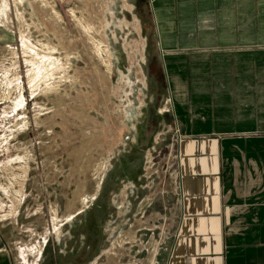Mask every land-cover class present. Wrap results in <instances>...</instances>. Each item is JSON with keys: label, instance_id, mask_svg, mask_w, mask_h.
I'll list each match as a JSON object with an SVG mask.
<instances>
[{"label": "rangeland", "instance_id": "1", "mask_svg": "<svg viewBox=\"0 0 264 264\" xmlns=\"http://www.w3.org/2000/svg\"><path fill=\"white\" fill-rule=\"evenodd\" d=\"M148 8L0 0V247L15 264H166L175 131Z\"/></svg>", "mask_w": 264, "mask_h": 264}, {"label": "crops", "instance_id": "2", "mask_svg": "<svg viewBox=\"0 0 264 264\" xmlns=\"http://www.w3.org/2000/svg\"><path fill=\"white\" fill-rule=\"evenodd\" d=\"M147 2L175 131L166 264H264V0Z\"/></svg>", "mask_w": 264, "mask_h": 264}, {"label": "flooded vegetation", "instance_id": "3", "mask_svg": "<svg viewBox=\"0 0 264 264\" xmlns=\"http://www.w3.org/2000/svg\"><path fill=\"white\" fill-rule=\"evenodd\" d=\"M148 64H149V61H148ZM150 70V69H149ZM154 71L160 76L159 78H160V84H161V87L158 85L157 87H156V91H159L158 93L159 94H164L165 95V86H164V80H163V75H162V72H161V70H160V67H159V65L157 66L156 65V68H154ZM152 119V118H151ZM149 120L150 119H146V125L148 124V125H150V129L148 130V134L147 135H145V139H149L150 141H151V139L155 136V134H156V132H157V130H158V128L159 127H161V125H160V123H156V121L157 120H160V121H162L163 122V119L162 118H159V119H153L154 120V122H153V120H152V122H149ZM150 141H146V142H149V144H150Z\"/></svg>", "mask_w": 264, "mask_h": 264}]
</instances>
